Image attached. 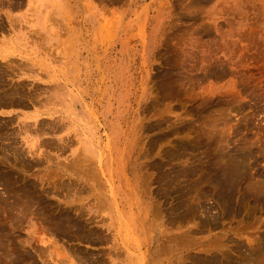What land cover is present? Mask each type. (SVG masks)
<instances>
[{"label":"rangeland","instance_id":"374dc122","mask_svg":"<svg viewBox=\"0 0 264 264\" xmlns=\"http://www.w3.org/2000/svg\"><path fill=\"white\" fill-rule=\"evenodd\" d=\"M0 23V48L25 49L13 65L52 58L15 69L25 104L0 108L24 157L3 171L42 199L18 224V264L262 258L264 0H0ZM244 153L236 187L227 164ZM47 203L71 217L58 234L39 222Z\"/></svg>","mask_w":264,"mask_h":264},{"label":"bare ground","instance_id":"6f19581e","mask_svg":"<svg viewBox=\"0 0 264 264\" xmlns=\"http://www.w3.org/2000/svg\"><path fill=\"white\" fill-rule=\"evenodd\" d=\"M3 2V1H2ZM9 3V2H8ZM2 24L0 23V31L3 29V27L1 26ZM23 45V44H21ZM21 45H18V46H11L10 48L8 49H1L0 48V52H3L4 54L0 53V108H4V107H9V106H23L24 104L23 101L26 99L25 98V94H24V79L21 78V77H26V74L27 72L29 73H33V72H36V71H45L48 69V64L45 60H51L52 58L50 57V55L48 54L47 57L45 59H43V61H40L38 59H36L35 57H32V55H24V62H25V67H22V64H16V65H13V61H9V57L16 51H19V53L21 51H25V49L23 47H19ZM34 52H36L37 54L41 53L40 50H39V46L38 47H34ZM17 70V71H21L20 75L21 77H19L18 79L21 78V80H16L15 77L14 79L16 80H12L13 78V75H14V70ZM37 69V70H35ZM16 71V72H17ZM26 71V73L24 72ZM25 75H24V74ZM11 74H12V77H11ZM17 74V73H16ZM34 74V73H33ZM17 76V75H16ZM17 78V77H16ZM29 78V77H27ZM28 94V93H27ZM33 98V97H32ZM31 98V99H32ZM25 102V101H24ZM237 111V110H236ZM247 111V110H246ZM2 125V123L0 124ZM3 127V125H2ZM241 129V128H239ZM5 130V129H4ZM1 127H0V264H18L19 261H20V258L21 257H25L26 255L23 254L19 248H18V242H17V231H18V224H20V221L21 219L23 218L24 214H35L33 213V211L30 210L31 208V205H34L35 201L38 203V202H41V200H39L40 198L37 196L35 197V194L37 191L34 190V186L33 185H28V186H24V189H19L20 186H18V177H11V174H7L6 171H3V170H6V169H3L4 168V163L6 162H9L10 161V158L12 159V161H14L15 163L17 161H21L24 159V157H22V154H20V150L18 151V149L16 148V146L14 145L15 142H13L11 140V136L10 138L8 137L11 133H8V132H1ZM241 131V130H240ZM14 132V131H13ZM19 135V134H18ZM209 135V134H208ZM213 137V136H212ZM15 138V137H14ZM229 138V137H228ZM208 139V138H207ZM226 139V138H225ZM17 141V140H16ZM18 143V142H17ZM20 149V148H19ZM243 150V149H242ZM229 151V150H228ZM19 152V153H18ZM23 152V151H22ZM230 154V153H229ZM236 154V153H234ZM234 154H233V157H234ZM243 154V153H242ZM249 154V153H248ZM252 154V153H251ZM79 155V154H78ZM253 155V154H252ZM244 156V157H243ZM246 155L244 153V155H241V156H236L233 158V161H230V164H227V165H230L228 169H226V175H233V183L235 185H237L236 187L238 186H242V184L246 181L247 179V176H246V170H244V165H243V162L244 161H247V159L245 158ZM249 157V156H248ZM218 159L222 158V157H217ZM244 159V161H243ZM246 159V160H245ZM228 160V159H226ZM3 163V164H2ZM219 163V162H218ZM227 163H229L227 161ZM8 164V163H7ZM251 164V163H250ZM9 165V164H8ZM212 165V164H211ZM252 165V164H251ZM6 168L8 169L7 165H5ZM157 166V165H156ZM228 167V166H226ZM221 169V168H220ZM249 169V168H248ZM212 170V169H211ZM210 171V170H209ZM215 173V172H214ZM249 173V172H248ZM206 174V173H205ZM224 174V173H223ZM10 175V176H9ZM13 175V174H12ZM221 175V174H220ZM203 176V175H202ZM223 176V175H222ZM221 176V177H222ZM206 177V176H205ZM204 177V178H205ZM208 178V177H207ZM206 180H209L207 179ZM200 179V178H198ZM225 179V178H224ZM223 180V179H222ZM260 180H258L257 182H259ZM207 182V181H206ZM209 183L213 182L214 181H208ZM224 182V181H223ZM231 182V181H230ZM209 183H207V187L210 185ZM221 182H219V185H220ZM33 184V183H32ZM196 184V183H195ZM199 184V183H198ZM212 184V183H211ZM227 184L226 183V186L225 188H221V191L217 192V197H219L218 199L221 200V198L224 200H226L227 197H232V193L234 191V186H232V183L229 184V188L227 187ZM213 185V184H212ZM211 185V186H212ZM218 185V184H217ZM217 185L215 186L214 184V188H216L215 190H217ZM223 185V184H221ZM193 186V185H192ZM196 186V185H195ZM211 186H209L210 188H212ZM224 186V185H223ZM198 187V186H197ZM235 187V188H236ZM247 187V186H246ZM244 188V187H243ZM250 188V186L248 187ZM247 188V189H248ZM252 188V187H251ZM249 189L252 190V189ZM262 188V187H261ZM264 188V186H263ZM246 189V190H247ZM200 190V189H198ZM213 190V188H212ZM215 190L212 192L214 193ZM219 190V189H218ZM237 190V188H236ZM235 190V191H236ZM261 190V189H260ZM36 191V192H35ZM209 191V190H208ZM243 191V190H242ZM248 191V190H247ZM193 192H194V189H193ZM198 192V191H197ZM196 192V196H198V194L200 192L197 193ZM215 192V193H216ZM258 192V191H257ZM204 193H206L204 191ZM214 193V194H215ZM253 193V192H252ZM209 194V193H208ZM207 194V195H208ZM248 194V193H247ZM259 194H262L260 193L259 191ZM202 195V194H201ZM206 195V196H207ZM212 195V194H210ZM253 194H251V197H252ZM40 196V194H39ZM42 196V194H41ZM189 196V195H188ZM193 196V195H192ZM202 196H205V195H202ZM216 195H214L215 197ZM256 196V195H255ZM258 196V194H257ZM256 196V197H257ZM209 197V196H207ZM206 197V198H207ZM212 196V198H214ZM216 197V198H217ZM191 199V197H189ZM203 198V197H202ZM187 199V198H186ZM232 199V198H231ZM231 199H228L227 201H230ZM240 199V198H238ZM216 201V200H215ZM48 202V201H47ZM218 202V201H217ZM33 203V204H32ZM183 203V202H182ZM226 203V201H225ZM45 204V202H44ZM220 204H224V203H220ZM227 204V203H226ZM186 205V204H185ZM39 206H41V204H39ZM223 207V206H222ZM39 208V207H38ZM45 208H49V204L47 203L44 208H39V212L37 215H39V219H40V224L41 223H50V221L52 219L55 218V221L57 222V225H56V230L53 232V230L50 228V226L48 225L49 229L47 231H51V233H54L56 234L60 229H64L66 227H68L67 223L70 222V219L71 217H69V212L67 210H63V212H58L60 214H57V212H51V208H50V211L48 209H45ZM188 208V207H186ZM35 209V208H34ZM33 209V210H34ZM190 207L188 208L187 211H189ZM192 209V208H191ZM236 209L238 210L237 206H236ZM239 209L240 206H239ZM48 210V211H47ZM193 210V209H192ZM190 210V211H192ZM227 210V209H226ZM60 211V210H59ZM196 211V210H195ZM193 210V212H195ZM241 211V210H240ZM18 212L20 213V215L18 214ZM226 212V211H224ZM230 213V211H228ZM236 212V211H235ZM239 212V210H238ZM237 212V213H238ZM190 213V212H189ZM22 214V215H21ZM187 214V213H186ZM237 215V214H236ZM239 215V213H238ZM246 216V215H245ZM57 218H58V221H57ZM75 219V218H73ZM72 219V220H73ZM208 219V218H207ZM77 222H75V224L77 223L78 227H81L82 225L79 223L78 220H76ZM74 222V221H72ZM71 222V225H73ZM211 223V222H210ZM70 225V223H69ZM81 225V226H80ZM82 229H84L82 227ZM81 231V230H80ZM58 234V233H57ZM62 234H64V232H62ZM83 234V233H81ZM70 235V234H69ZM74 235V234H73ZM79 236V235H78ZM75 237V236H74ZM80 237H83L80 236ZM264 237V236H263ZM79 238V237H78ZM81 240V239H80ZM86 241V240H85ZM92 241V240H91ZM261 241V240H260ZM261 248V247H260ZM264 248V246L262 247ZM240 250V249H239ZM254 250V249H253ZM252 251V250H251ZM257 251V250H256ZM262 251V250H260ZM254 252V251H253ZM259 252V251H257ZM257 252H254L257 254ZM22 253V254H21ZM252 253V252H250ZM252 253V255L254 254ZM245 254H241L245 257ZM255 254V255H256ZM261 253H259L260 255ZM247 255V254H246ZM251 256H249V258L251 257L252 259L250 260H253L254 258ZM258 257H255V259H262L264 257V252L262 251V258L261 256ZM30 256V255H29ZM83 256V255H82ZM248 256H247V264H248V261H250L248 259ZM254 256V255H253ZM257 256V255H256ZM84 257V256H83ZM243 257V259H244ZM81 258V257H80ZM87 258V257H86ZM85 258V259H86ZM88 259V258H87ZM86 259V260H87ZM242 259V261H244ZM258 259L256 261H258ZM259 259V260H260ZM239 260V259H238ZM235 260H233L232 262H234ZM241 261V260H240ZM239 261V264L241 263ZM255 261V264H260L258 262ZM218 262V261H217ZM217 262H215L214 264H217ZM228 262V260H227ZM231 264H236V263H232ZM253 264L254 261H251ZM260 262V261H259ZM99 263V262H98ZM220 263V262H219ZM222 263H224L222 261ZM245 263V262H244ZM250 263V262H249ZM97 264V263H96ZM227 264V263H226ZM238 264V262H237ZM262 264V263H261Z\"/></svg>","mask_w":264,"mask_h":264}]
</instances>
